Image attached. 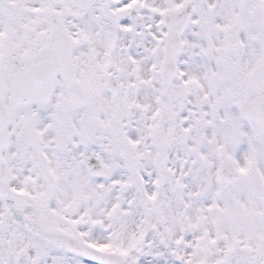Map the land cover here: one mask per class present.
<instances>
[{
  "label": "snow or ice",
  "instance_id": "6c2138e0",
  "mask_svg": "<svg viewBox=\"0 0 264 264\" xmlns=\"http://www.w3.org/2000/svg\"><path fill=\"white\" fill-rule=\"evenodd\" d=\"M0 264H264V0H0Z\"/></svg>",
  "mask_w": 264,
  "mask_h": 264
}]
</instances>
